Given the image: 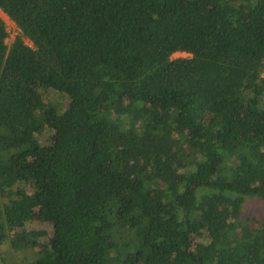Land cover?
Listing matches in <instances>:
<instances>
[{
	"label": "trees",
	"instance_id": "1",
	"mask_svg": "<svg viewBox=\"0 0 264 264\" xmlns=\"http://www.w3.org/2000/svg\"><path fill=\"white\" fill-rule=\"evenodd\" d=\"M0 10V262L264 264V0Z\"/></svg>",
	"mask_w": 264,
	"mask_h": 264
},
{
	"label": "rangeland",
	"instance_id": "2",
	"mask_svg": "<svg viewBox=\"0 0 264 264\" xmlns=\"http://www.w3.org/2000/svg\"><path fill=\"white\" fill-rule=\"evenodd\" d=\"M0 17L5 22V24L7 26V30L9 32V38L6 41L8 43H11L12 40L14 39V37L19 33V29L8 18V16L5 13H3L1 10H0ZM27 43L30 44L28 41H27ZM187 56H189V55L186 53H175L172 57L176 58V57H187ZM43 95H44L45 99L48 100L49 103H55V102L59 101L58 96H56L52 90L43 91ZM48 133H46V135H45L46 139L49 138ZM244 210L247 213H250V214H253L257 217L262 218V216L264 215V201H262L260 199H256V198H249V199H247ZM27 227L30 230H36V231L44 230L47 232V234L45 236L40 237V239H39L40 242L47 241L48 238L50 237V235L52 234L51 225L44 223V222L29 221V223L27 224ZM12 252L13 251H12L11 245H9L7 247L6 246L1 247V262H0V264H19V261H18L16 255H13L16 262L15 261L12 262V259H11V255L13 254ZM33 257H34V254H32V253H29L26 255L27 264L32 261Z\"/></svg>",
	"mask_w": 264,
	"mask_h": 264
}]
</instances>
